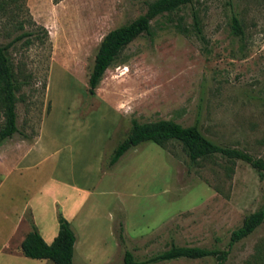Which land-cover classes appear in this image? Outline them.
<instances>
[{"label":"rangeland","instance_id":"1","mask_svg":"<svg viewBox=\"0 0 264 264\" xmlns=\"http://www.w3.org/2000/svg\"><path fill=\"white\" fill-rule=\"evenodd\" d=\"M152 1L0 0V45L12 43L20 84L18 133L0 143V264H23L31 223L46 237L59 213L75 235L73 264H122L124 250L140 260L171 244L223 249L264 206V175L220 155L191 162L176 141L142 142L108 165L133 120L159 119L196 125L212 142L264 160V0H193L155 17L88 93L102 37ZM225 264H264V222Z\"/></svg>","mask_w":264,"mask_h":264},{"label":"trees","instance_id":"2","mask_svg":"<svg viewBox=\"0 0 264 264\" xmlns=\"http://www.w3.org/2000/svg\"><path fill=\"white\" fill-rule=\"evenodd\" d=\"M57 4L61 0H51ZM193 0H154L146 5L145 12L130 23L107 32L101 39L94 56L92 70L88 76V93L93 95L106 69L112 65L122 50L138 36L149 33L150 22L163 14L177 12L182 7L191 5ZM191 26L194 32L201 34L200 19L196 11L191 14ZM233 34L241 36L242 28L236 17L231 18ZM11 42L0 45V105L3 112V123L0 126V143L18 133L15 106L16 93L20 84L14 76L8 49ZM150 141L164 148L170 141L178 142L191 162L213 155H220L230 160H242L249 164L259 176L264 175V160L235 148L216 144L206 138L196 125L183 126L170 119H159L152 122H131L126 137L113 149L108 165H114L131 147ZM264 222V206L246 215L241 224L230 233L225 248H205L197 246H177L171 244L166 250L144 259H136L130 250H124L122 264H156L179 258L201 259L213 257L216 264H225L232 246L252 234ZM57 233L47 244L37 227L31 223L30 230L21 241L19 250L24 257L46 259L54 264H73L75 235L69 222L62 214H57Z\"/></svg>","mask_w":264,"mask_h":264},{"label":"crops","instance_id":"3","mask_svg":"<svg viewBox=\"0 0 264 264\" xmlns=\"http://www.w3.org/2000/svg\"><path fill=\"white\" fill-rule=\"evenodd\" d=\"M24 212V211H23ZM35 225V224H34ZM36 226V225H35ZM37 227V226H36ZM38 229V228H37ZM30 230V229H29ZM28 230V231H29ZM28 231L24 234V237H25V235L28 233ZM38 231H39V229H38ZM39 233H40V231H39ZM45 233H46V237H44L41 233H40V235H41V237L43 238V240L47 243V244H49L52 240H53V238L56 236V233H55V231H51L50 229H47L46 231H45ZM24 237H23V239H24ZM23 264H47V260L46 259H31V258H27V257H24L23 256Z\"/></svg>","mask_w":264,"mask_h":264}]
</instances>
